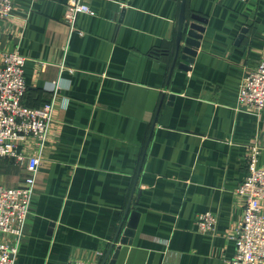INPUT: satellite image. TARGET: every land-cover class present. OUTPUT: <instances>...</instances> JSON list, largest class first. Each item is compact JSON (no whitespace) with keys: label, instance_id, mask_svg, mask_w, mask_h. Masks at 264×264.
<instances>
[{"label":"crops","instance_id":"0c3cea01","mask_svg":"<svg viewBox=\"0 0 264 264\" xmlns=\"http://www.w3.org/2000/svg\"><path fill=\"white\" fill-rule=\"evenodd\" d=\"M87 3L74 27L66 0H14L0 17V66L26 56L24 103L55 105L15 264H225L253 145L264 164V110L239 105L264 60V0H185L186 20L204 18L193 61L178 50L183 0ZM13 161L0 184L23 182ZM205 212L214 233L197 229Z\"/></svg>","mask_w":264,"mask_h":264},{"label":"built area","instance_id":"2783aa9c","mask_svg":"<svg viewBox=\"0 0 264 264\" xmlns=\"http://www.w3.org/2000/svg\"><path fill=\"white\" fill-rule=\"evenodd\" d=\"M14 0H0V17L12 15ZM94 14L87 0H66L65 20L74 27L79 14ZM26 56L8 51L0 66V160L11 159L23 165L26 175L21 185L0 184V236L13 237L15 244L0 238V264H15L17 243L22 235L43 152L49 141L54 102L34 108L24 103L27 90L24 66ZM239 105L248 110H264V60L246 71L239 90ZM262 147L253 145L248 172L236 192L244 200L245 211L238 223L236 253L225 264H264V164H259ZM218 222L213 212L201 214L197 229L214 233ZM69 264H87L81 261Z\"/></svg>","mask_w":264,"mask_h":264},{"label":"water","instance_id":"95a60500","mask_svg":"<svg viewBox=\"0 0 264 264\" xmlns=\"http://www.w3.org/2000/svg\"><path fill=\"white\" fill-rule=\"evenodd\" d=\"M181 10L182 11L179 19V32H178V50L181 49L183 51L182 57L185 60L193 61V58H191V54H195V52L192 50L191 46L195 44L196 41L195 38L201 37V34H199L198 31L203 30V26L197 24L194 20H203L204 18H201L200 16L197 15H193L192 19L186 20L185 0H183ZM184 35H186L187 38L185 45L184 44L182 45L181 41L183 40ZM129 225L131 227L133 225V222H130ZM127 229L126 231H130L129 229L128 230Z\"/></svg>","mask_w":264,"mask_h":264},{"label":"rangeland","instance_id":"374dc122","mask_svg":"<svg viewBox=\"0 0 264 264\" xmlns=\"http://www.w3.org/2000/svg\"><path fill=\"white\" fill-rule=\"evenodd\" d=\"M13 10H14V8H13ZM12 16V15H11ZM2 160H0V162H1ZM14 162V161H13Z\"/></svg>","mask_w":264,"mask_h":264}]
</instances>
